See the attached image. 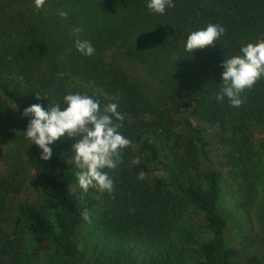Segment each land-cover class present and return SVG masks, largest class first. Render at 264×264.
I'll use <instances>...</instances> for the list:
<instances>
[{
    "label": "trees",
    "instance_id": "trees-1",
    "mask_svg": "<svg viewBox=\"0 0 264 264\" xmlns=\"http://www.w3.org/2000/svg\"><path fill=\"white\" fill-rule=\"evenodd\" d=\"M147 3L45 0L37 9L34 0H0V95L17 116L37 103L63 110L65 95L86 94L101 110L117 104L118 131L131 141L117 168L105 169L111 193L79 188V137L67 134L47 161L33 143L39 203L17 202L22 169H0V264H264L247 253L258 235L246 223L253 211L264 232V78L240 107L215 99L223 59L264 40V0H173L163 14ZM74 21L91 29L77 37ZM209 24L225 33L187 52V36ZM77 38L95 53L76 51ZM6 110L0 147L6 137L18 147L26 127ZM216 142L225 172L211 167ZM229 223L238 227L232 241Z\"/></svg>",
    "mask_w": 264,
    "mask_h": 264
},
{
    "label": "clouds",
    "instance_id": "clouds-1",
    "mask_svg": "<svg viewBox=\"0 0 264 264\" xmlns=\"http://www.w3.org/2000/svg\"><path fill=\"white\" fill-rule=\"evenodd\" d=\"M45 0H34V6L40 9ZM173 0H148L146 7L153 13L163 14L166 7H174ZM59 16L67 18L66 11H60ZM82 28H73V34L78 37ZM225 33V29L218 24H209L206 28L191 32L184 45L185 50L191 54L194 50L215 46V41ZM76 51L85 56L95 53L94 47L88 40H75ZM221 67L220 90L215 96L216 100L227 97L233 107H240L246 90L252 87L261 78H264V40L248 43L241 46L240 54L223 59ZM40 99L41 95H35ZM66 107L60 104H51L45 110L41 104H32L22 112L23 117H30L26 130L17 132L30 143H34L41 150L40 159L47 161L52 156L53 142L67 134L68 137H79V141L72 145L74 153L72 162L79 169L75 173L78 186L83 192L90 188L100 192L111 193L114 183L105 169L114 170L121 162L122 150L131 143L118 129L123 121V115L117 111V104L109 103L103 110L100 101L88 95L68 94L63 97ZM139 163V159L132 161ZM139 180L145 178L140 172ZM85 221L90 222L89 212L85 208L81 212Z\"/></svg>",
    "mask_w": 264,
    "mask_h": 264
},
{
    "label": "rangeland",
    "instance_id": "rangeland-1",
    "mask_svg": "<svg viewBox=\"0 0 264 264\" xmlns=\"http://www.w3.org/2000/svg\"><path fill=\"white\" fill-rule=\"evenodd\" d=\"M74 18V16H73ZM74 20H76L74 18ZM72 21V19H71ZM81 22V21H80ZM82 23V22H81ZM74 21L71 23V29L75 27H80L82 30H90L91 26L84 27L83 23ZM146 68L147 66H144ZM0 105L3 109H7L6 112H11L17 118L18 127H26L27 121L23 116L20 118L17 116L15 111L13 110V106L11 102L0 95ZM16 114V115H15ZM181 128V125L179 126ZM209 131H215V128L210 129ZM7 137L4 139V144L0 147V169L5 168L6 166L16 167L22 169V175L25 179L24 185L21 189L20 194L17 197V202H25V203H39L40 202V193L37 187L34 184V175H35V161L38 157V152L33 143H30L24 136L21 138L20 145L18 147L12 146L11 144L6 143ZM220 146L218 142L214 145L213 155L211 159V167L217 171L225 172V170L218 163V159H220L219 154L217 153V149ZM247 226L250 235H258V246H254L251 250L247 251L250 255H257L258 257L263 258L264 260V232L262 231L261 224L253 211L248 213L247 216ZM236 223H229L226 229V238L232 241L237 236V229L235 225ZM7 227V226H6ZM195 231L197 233V227L195 225ZM91 261V259H90Z\"/></svg>",
    "mask_w": 264,
    "mask_h": 264
}]
</instances>
